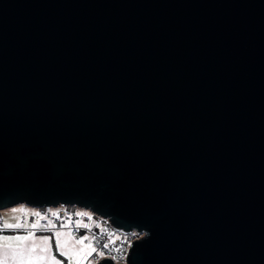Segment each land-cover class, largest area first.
Here are the masks:
<instances>
[{
  "label": "water",
  "instance_id": "obj_1",
  "mask_svg": "<svg viewBox=\"0 0 264 264\" xmlns=\"http://www.w3.org/2000/svg\"><path fill=\"white\" fill-rule=\"evenodd\" d=\"M16 204L143 233L126 264H264V0H0Z\"/></svg>",
  "mask_w": 264,
  "mask_h": 264
},
{
  "label": "built area",
  "instance_id": "obj_2",
  "mask_svg": "<svg viewBox=\"0 0 264 264\" xmlns=\"http://www.w3.org/2000/svg\"><path fill=\"white\" fill-rule=\"evenodd\" d=\"M37 208L41 216L46 217V223L50 220L53 224L57 225L54 229H67L73 239L79 240L81 237H87L83 243L91 244L98 250L102 244H108V248L104 251L106 257L113 259V264H126L131 243L143 235V233L135 230L124 231L118 229L111 224L108 218L75 204H60ZM53 212L57 213V215L54 216ZM76 213H87V215H76ZM36 218L38 217L31 215L29 220L34 221ZM85 224L88 225L87 228L81 226ZM61 225L63 227H60ZM3 226V218L0 211V231H4ZM41 230L52 231L53 228L49 227L48 229ZM90 259L96 264L100 258L97 256Z\"/></svg>",
  "mask_w": 264,
  "mask_h": 264
},
{
  "label": "rangeland",
  "instance_id": "obj_3",
  "mask_svg": "<svg viewBox=\"0 0 264 264\" xmlns=\"http://www.w3.org/2000/svg\"><path fill=\"white\" fill-rule=\"evenodd\" d=\"M1 215L3 218V224L10 223L16 224L21 223L25 225V227L21 230L17 229H8L5 231H0V235H27L28 232H34L35 239H29L28 241L19 242V241H0V264H13V259L11 253L13 249H6L3 247L4 244H11L15 245L17 243H22L24 245V255L27 257L29 252L27 251L30 246L35 243L37 245L36 251L31 253V255H43L48 257V260L45 264H52L51 256L55 255L53 253V249H55V238L54 233L55 231H60L62 233L61 237L59 238L62 245L63 250L68 253V258H64L61 256H57L56 258L61 261V264H76V261L79 260L80 264H95V262L90 259L86 255L88 252V245L89 244H77L75 239H73L68 230L65 228L61 229H53L52 231L42 232L37 231L31 227L32 223H37L38 225H48L45 219H42V216H37L36 220L30 221L29 217L33 215L35 212H39L37 207L28 206L25 204H16L11 207L3 208L0 210ZM34 216V215H33ZM24 217V219H22ZM49 227H37L36 229H48ZM48 236L50 237V241L46 243L45 241L39 239V237ZM51 245V247H49ZM41 248H49L48 251L41 252ZM56 250V249H55ZM87 262V263H86Z\"/></svg>",
  "mask_w": 264,
  "mask_h": 264
},
{
  "label": "snow or ice",
  "instance_id": "obj_4",
  "mask_svg": "<svg viewBox=\"0 0 264 264\" xmlns=\"http://www.w3.org/2000/svg\"><path fill=\"white\" fill-rule=\"evenodd\" d=\"M33 215L41 216L39 212H35L33 213ZM53 215L55 216L57 215V213L53 212ZM76 215H87V213H76ZM41 218L45 219L46 217H41ZM41 226L51 227L53 229L57 227V225L53 224L50 220L48 221V225H38L37 223L31 224V227L33 229H36L37 227H41ZM81 226L85 228L88 227V225L86 224L81 225ZM24 227L25 225L21 223H16V224L5 223L3 226V229L4 230H8V229L21 230ZM60 227H63V225H61ZM61 235L62 233L60 231H55L54 233L56 253L61 257L68 258V253L63 250V245L59 239ZM35 238L36 237H35L34 232H28L27 235H18V234L17 235H0V241L24 242V241H28L29 239H35ZM39 239L45 241L46 243L50 241V237L48 236H42V237H39ZM85 239H87V237H81V239L77 240L76 243L82 244ZM3 247L6 249H13L11 253L13 264H45V262L48 260V257L43 256V255H36V256L31 255V253H34L36 251L37 245L35 243H33L30 246V248L27 249V251L29 252V255L27 257H25L24 255V245L22 243H17L15 245L4 244ZM49 247H51V245H49ZM107 248H108V244H102L99 250L96 247L89 244L88 252L86 253V255L90 258H95L98 256L100 259L97 261V264H104V261L106 259H109V257H106L105 251H104ZM48 250L49 248H41V252H45ZM51 261H52V264H61V261L56 258V255L51 256ZM76 264H80L79 260L76 261Z\"/></svg>",
  "mask_w": 264,
  "mask_h": 264
},
{
  "label": "trees",
  "instance_id": "obj_5",
  "mask_svg": "<svg viewBox=\"0 0 264 264\" xmlns=\"http://www.w3.org/2000/svg\"><path fill=\"white\" fill-rule=\"evenodd\" d=\"M4 231H5V230H4ZM53 253H54L55 255L59 256V255L56 253V250H55V249H53Z\"/></svg>",
  "mask_w": 264,
  "mask_h": 264
},
{
  "label": "crops",
  "instance_id": "obj_6",
  "mask_svg": "<svg viewBox=\"0 0 264 264\" xmlns=\"http://www.w3.org/2000/svg\"><path fill=\"white\" fill-rule=\"evenodd\" d=\"M37 231L48 232V231H43V230H40V229H39V230H37Z\"/></svg>",
  "mask_w": 264,
  "mask_h": 264
}]
</instances>
